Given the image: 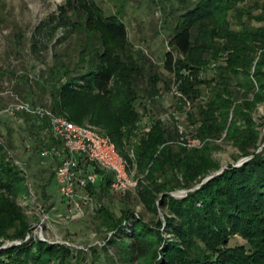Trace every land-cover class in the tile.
<instances>
[{
	"label": "trees",
	"instance_id": "trees-1",
	"mask_svg": "<svg viewBox=\"0 0 264 264\" xmlns=\"http://www.w3.org/2000/svg\"><path fill=\"white\" fill-rule=\"evenodd\" d=\"M50 21L52 28L75 35L78 60L70 65L53 53L49 72L56 80L47 107L76 124L88 121L98 127L127 160L133 153L139 178L134 191L148 213L165 211V231L173 236L164 243L163 261L157 264H264V146L257 151L259 138L249 118L264 97V0H195L170 28L164 68L172 77L164 86L175 87L178 108L191 105L186 117L194 138L203 142L199 148L181 145L184 132L160 118L150 120L148 130L142 131L146 123L136 109L142 55L131 53L126 25L118 14L106 13L95 0H81L72 15L63 12ZM33 42L36 49L38 40ZM149 80L151 101L159 93L158 78L153 74ZM30 127L35 129L32 122ZM7 133L11 135L10 129ZM223 133L250 158L213 174L183 198L169 195L180 186L175 173L188 187L206 171L211 165L208 144ZM175 146L179 152H174ZM5 148L0 143V234L18 226L12 237L23 238L28 224L16 205L23 178L6 161ZM108 182L104 177L97 190H108ZM98 215L113 232L106 244L121 264H154L164 242L160 220L145 222L128 210L115 218L102 206ZM128 220L131 228L124 226ZM235 234L246 243L229 246ZM85 255L83 249L37 238L1 248L0 264H82Z\"/></svg>",
	"mask_w": 264,
	"mask_h": 264
},
{
	"label": "rangeland",
	"instance_id": "rangeland-1",
	"mask_svg": "<svg viewBox=\"0 0 264 264\" xmlns=\"http://www.w3.org/2000/svg\"><path fill=\"white\" fill-rule=\"evenodd\" d=\"M95 1L106 13L119 15L126 25L131 53L135 57L142 55L138 57L143 75L138 79L139 91L136 102L137 111L143 114L142 124L146 123L144 126L147 127L150 120L160 118L168 127L173 128L175 125L179 132H184L182 138L185 140L196 139L194 129L188 125L186 117L191 105L187 102L178 108L175 87L164 86L172 77L164 68V54L168 50L170 28L175 23V17L184 11L187 4L192 5L195 0ZM80 5L81 0H0V110L17 100L50 105L49 90L56 80L49 72L55 63L53 53H58L62 60L70 65L78 60L76 55L78 42L73 37L75 35L71 30L52 28L53 23L50 20L52 16L57 17L63 12L70 16L73 8ZM38 26L42 27L37 29ZM83 33L85 32L80 31L79 36H84ZM35 38L38 40L36 47L40 48L38 53L37 48L32 47ZM43 44H46L45 48ZM153 74L158 78L156 89L159 93L154 100L148 101L147 95L151 85L149 77L152 78ZM59 79L64 82V78ZM249 118L258 134L259 151L264 146V97L256 102ZM30 122L31 119L25 115L0 113V143L6 147L3 151L6 161L12 165H14L12 160L20 163V168L17 166L16 168L23 178L24 189L18 193L16 205L21 209V214L28 224V230L23 238L12 237L18 226L0 234V249L38 238L50 243L64 244L76 250H85V260L82 264H121L113 248H108L106 244V240L113 236V232L106 229L98 215V209L102 206L115 218L128 210L145 222L160 220L159 230L164 242L159 246L154 264L162 262L161 252L164 243L173 238L165 231V211L158 208L157 215L148 213L134 190L125 193L96 190L91 194V202L87 201L85 204L84 214L70 217L58 185L53 177L50 179L53 164L40 158L38 136L35 129L30 127ZM238 124L243 125V122ZM9 129L11 135L7 133ZM202 144L203 142L199 140L198 146L181 145L199 148ZM208 146L211 165L188 187L182 186L181 174L175 173L180 186L169 190V195L183 198L188 192L199 188L201 183L207 181L213 174H218L229 167H238L250 158L242 156L224 133L219 138L211 139ZM173 150L179 152L178 146ZM168 174L172 176V173ZM199 205L200 203H197V206ZM129 224L132 225L130 220L124 222L125 228H131ZM245 243L240 235L235 234L229 241V246ZM90 246H96L95 253L87 250Z\"/></svg>",
	"mask_w": 264,
	"mask_h": 264
},
{
	"label": "built area",
	"instance_id": "built-area-1",
	"mask_svg": "<svg viewBox=\"0 0 264 264\" xmlns=\"http://www.w3.org/2000/svg\"><path fill=\"white\" fill-rule=\"evenodd\" d=\"M0 113L22 114L31 119L38 136L39 156L53 164V178L70 217L84 214L85 204L91 202L90 190L96 191L106 176L110 192L125 193L137 187L133 153L129 152L130 161L124 158L98 127L76 124L47 106L25 100L7 104ZM148 126L142 131H147ZM180 140L186 146L199 145L197 139ZM12 161L20 168V163Z\"/></svg>",
	"mask_w": 264,
	"mask_h": 264
}]
</instances>
